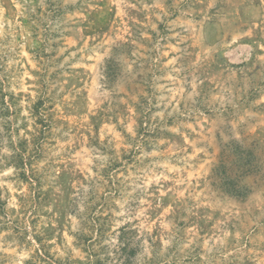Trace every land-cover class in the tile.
I'll use <instances>...</instances> for the list:
<instances>
[{"label": "rangeland", "instance_id": "374dc122", "mask_svg": "<svg viewBox=\"0 0 264 264\" xmlns=\"http://www.w3.org/2000/svg\"><path fill=\"white\" fill-rule=\"evenodd\" d=\"M0 264H264V0H0Z\"/></svg>", "mask_w": 264, "mask_h": 264}, {"label": "trees", "instance_id": "16d2710c", "mask_svg": "<svg viewBox=\"0 0 264 264\" xmlns=\"http://www.w3.org/2000/svg\"><path fill=\"white\" fill-rule=\"evenodd\" d=\"M20 153H22V152H20ZM20 160H21V164H22V157ZM223 189L225 190L226 193H229V194L234 195V196L242 195L241 191L236 189V187H234V185L232 183L227 184V187H223Z\"/></svg>", "mask_w": 264, "mask_h": 264}]
</instances>
